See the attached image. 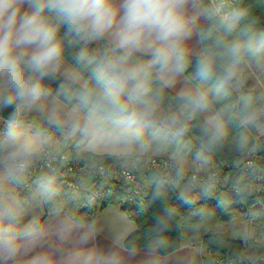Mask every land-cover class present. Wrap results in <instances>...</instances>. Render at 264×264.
<instances>
[{
    "label": "clouds",
    "instance_id": "obj_1",
    "mask_svg": "<svg viewBox=\"0 0 264 264\" xmlns=\"http://www.w3.org/2000/svg\"><path fill=\"white\" fill-rule=\"evenodd\" d=\"M200 14L195 0H0V112L8 113L0 134V174L22 184L39 154L41 135L21 130L17 116L51 95L45 81L75 80L65 67L68 45L78 48L73 60L88 70L93 85L73 110L74 129L124 149L181 138L189 120L228 94L239 66L264 55V35L241 26L245 13L234 9L217 27L235 36L219 39L216 50L203 51L193 65L186 42ZM90 45L99 47L89 51ZM189 67L201 83L214 81L212 89L183 88L175 97L177 111L159 115L161 93ZM261 115L245 97L236 118L242 126L259 127ZM49 119L59 122L55 110ZM223 127L220 114L209 116L200 128L205 143L218 144ZM145 129H151L147 140ZM246 144L241 137L239 148ZM19 219L18 202L0 191V264H19L22 257L24 264H122L118 253L90 246L91 224L63 221L53 234L71 246L36 251L48 233L32 225L19 228Z\"/></svg>",
    "mask_w": 264,
    "mask_h": 264
},
{
    "label": "trees",
    "instance_id": "obj_2",
    "mask_svg": "<svg viewBox=\"0 0 264 264\" xmlns=\"http://www.w3.org/2000/svg\"><path fill=\"white\" fill-rule=\"evenodd\" d=\"M208 20L200 26V40L203 51L216 50L219 39H231L235 36H224L217 27L219 20L213 11L205 3ZM236 9L245 13L242 25L250 28L258 35H264V0H238ZM63 33V30H61ZM97 49L96 45H90L89 51ZM78 50L77 47L68 45L66 47L65 59L78 73L86 80L85 87H80L71 81H45L51 90V93L62 102L77 107L80 103L79 97L84 89L93 87L89 79L88 70L75 64L73 54ZM264 56V55H262ZM197 56L190 55L194 65ZM197 88L204 91H210L214 81L201 83L195 78L194 67H189L184 74ZM63 85V88H62ZM176 94L170 89H164L160 95L158 103L165 108L177 110L175 102ZM252 99L256 107H264V91L261 89L247 88L237 93L232 84L228 86V94L214 101L212 106L217 114H220L223 122V136L218 144L209 146L205 143L201 134V125L205 121L201 114H198L186 124L187 131L179 139H169L166 141H153L149 146L166 150H175L185 152L186 150H199L213 160L221 159L232 161L238 157L244 150L252 146H260V138L253 127L246 128L240 124L236 118L242 108L243 98ZM1 117V114H0ZM49 122L42 123L38 128L42 133H51L53 130L62 128ZM6 126L0 125V131H4ZM151 129H145V139H149ZM241 137L247 138L246 147L241 150L238 142ZM67 149L72 152L73 146L81 141V138L74 141L65 140ZM73 154V152H72ZM74 155V154H73ZM75 156V155H74ZM86 159H95L105 164H115L118 156L111 154H92L87 153ZM227 183H231L236 178V171H228ZM147 181L146 187L135 196L134 202L127 203L125 194L117 190L106 191V184L103 181H97L95 184L100 190L98 200L100 209L106 204H116L135 224V230L132 231L123 241L126 248L154 247L160 254L171 252L182 243V227L187 224H194L206 220L210 217L216 218L223 223L228 222L236 215L246 212L247 218H255L257 230L264 233V211L258 208L249 207L251 199L246 196L243 189L232 199V203L226 204L222 200V195L217 193L215 198L201 193L193 200H187L180 194L178 187L161 172L154 169H147L144 173ZM32 187L28 192L19 189L17 192L18 202L24 204L32 201L34 198H41L44 213L38 221L32 226L37 227L39 220L44 217L47 211L58 210L65 211L71 219L83 222H90L88 217H83L81 212L76 210V202L72 196L58 180L51 177L50 174H40L31 179ZM47 189V190H46ZM264 200V195H263ZM239 204H235V202ZM246 240L234 238L220 233H207L201 237V245L210 254L229 253L233 256H242L245 252ZM207 256L203 258L206 260Z\"/></svg>",
    "mask_w": 264,
    "mask_h": 264
},
{
    "label": "built area",
    "instance_id": "obj_3",
    "mask_svg": "<svg viewBox=\"0 0 264 264\" xmlns=\"http://www.w3.org/2000/svg\"><path fill=\"white\" fill-rule=\"evenodd\" d=\"M204 1L218 20L236 9L238 2V0ZM124 157L121 166H114L95 159H76L65 147L53 148L44 145L25 172L23 183L18 187L29 192L32 187L31 179L48 173L69 190L72 200L76 202V210L80 211L83 217L93 221L100 208V201L97 199L100 190L95 183L103 181L107 185V192L120 190L125 194L127 203L131 204L135 196L146 187L145 179L140 176L146 168L161 172L175 185L184 186L191 191H202L212 198H215L217 193L223 196L225 189L235 198L243 189L246 196L252 200L249 207L264 211V149L261 146L255 145L244 150L232 161L215 159L213 167L205 173L187 169L177 160L163 155L145 157L135 152ZM229 170L236 171V178L231 183H227ZM115 175L120 176L123 185L111 186L110 179ZM86 176L91 178L88 186H85ZM235 204L239 202L236 201ZM201 264H264V247H261L252 258L243 255L233 256L227 252L209 254Z\"/></svg>",
    "mask_w": 264,
    "mask_h": 264
},
{
    "label": "crops",
    "instance_id": "obj_4",
    "mask_svg": "<svg viewBox=\"0 0 264 264\" xmlns=\"http://www.w3.org/2000/svg\"><path fill=\"white\" fill-rule=\"evenodd\" d=\"M195 4L200 10L201 14L196 20L193 28V34L186 42V45L190 51V55L198 56L203 52L199 30L200 26L208 20V13L201 0H195ZM96 47L98 48L99 45H96ZM65 67L74 71L75 73L76 78L71 82L80 87L86 86V80L70 65V63H68L66 59ZM183 88L196 89L197 87L185 75H183L178 78L174 87L168 89L177 94ZM247 88H249V83H245L243 89ZM42 102H45L47 107H50L49 111L36 112L32 110H22L17 116V124L21 130H24L29 134L39 133L41 135V139L44 141L43 146L50 145L53 148H62L66 146V139H69L71 142L81 138V141L72 148L74 155L79 153L81 156H84L87 153H92L96 155L111 154L121 157L129 153H144V151L148 148L150 151L152 150V152L153 150H156L154 148L152 149L149 145L144 149L140 148L138 145H132L127 149L122 147H114L95 138L90 132L84 133L83 135L81 133L83 131L73 128L72 114L75 107L65 104L52 93L46 100H43ZM53 110H55L57 113L59 121L58 123L50 122L49 117ZM216 114L217 112L213 106H211L208 112L201 113L204 120H206L209 116ZM31 115H41L44 118V121L42 122L46 121L53 125L63 127L57 132L42 133L38 128L42 122L32 123L29 120V116ZM1 119L2 118L0 117V125L5 126V123H7L6 120ZM2 133L3 132L0 131V134ZM176 186L180 187H178L180 194L187 200H193L202 193V191H191L190 189L181 185ZM8 189H13L12 184L8 183L4 176L0 177V191L4 193ZM4 194H6V192ZM69 219L71 218L68 216V214L62 210L47 213L44 217H42L39 220V224L36 228L44 229L48 235L41 242L36 251L62 250L70 247L71 244L61 243L53 234L57 225ZM84 223L94 226V235L91 239L90 246L97 247L103 251H113L118 253L122 259V264H201L203 258L210 254L205 248L201 246L200 239L197 240L196 243L195 241H184L183 233L180 247L166 254L158 253L154 247H140L131 249L124 247L123 241L132 231L135 230V224L116 204H106L100 209L98 215L93 221ZM26 259L27 257H22L19 261V264H24Z\"/></svg>",
    "mask_w": 264,
    "mask_h": 264
},
{
    "label": "rangeland",
    "instance_id": "obj_5",
    "mask_svg": "<svg viewBox=\"0 0 264 264\" xmlns=\"http://www.w3.org/2000/svg\"><path fill=\"white\" fill-rule=\"evenodd\" d=\"M245 83H249V88L261 89L264 91V56H260L258 58H254L249 60L243 64H241L238 68V75L236 79L231 83L237 93L242 92ZM66 104V103H65ZM258 109L262 110V115L259 120V127L256 126H244L246 128H251L255 130L256 134L260 138L261 148L264 149V107H257ZM50 107H47L45 102H40L37 106L28 109L27 111H36V112H47L49 111ZM176 109L173 108H165L160 103H158V114L164 115L169 112H176ZM1 120L3 117L1 116ZM29 120L32 123H41L44 121L43 116L41 115H31L29 116ZM8 123V121H6ZM46 122V121H45ZM7 123H5L7 126ZM44 123V122H42ZM50 123V122H49ZM61 129V128H59ZM53 130V132L59 131ZM83 135L85 132H81ZM50 146V145H47ZM52 147V146H51ZM151 147V146H150ZM153 149V147H151ZM156 150L150 151V149H146L142 154L145 157H150L152 155H163L169 157L170 159H175L180 162L185 168L187 169H194L199 172L205 173L209 171L213 167V161L210 157L206 156L199 150H186L185 152H177L175 150H166L161 148H154ZM76 159H86V154L81 156V154H75ZM118 161L114 166H121L124 163V156L119 157ZM145 170L140 174L142 178H144ZM0 177H3L0 174ZM90 176H86L85 186H88L90 183ZM145 179V178H144ZM123 180L120 178L119 175H115L112 179H110L111 186H121ZM147 184V181L145 180ZM107 186V185H105ZM13 189H8L5 195H7L10 199L15 200L18 202L17 199V192L20 189L18 185H13ZM179 187V186H177ZM87 188V187H86ZM85 188V189H86ZM180 188V187H179ZM178 188V189H179ZM226 191L223 194L222 200L226 204L232 203V199L234 198L230 192ZM120 191V190H118ZM4 192V193H5ZM121 192V191H120ZM233 197V198H232ZM18 211H19V228H24L27 225H33L37 220L44 213V208L41 203V198L37 197L34 198L32 201L24 204L23 202H18ZM58 210L47 211L46 213L55 212ZM255 218H247L246 212H243L239 215L234 216L228 222H221L218 221L213 216L203 220L198 223L194 224H187L186 226L182 227L183 233V240L184 241H195L200 239L201 244V237L207 233H220L223 235H229L234 238H240L242 240H246L245 243V250L243 256L247 258H252L255 254L264 247V234L263 232H259L256 227V223L254 222ZM202 246V245H201ZM204 248V247H203ZM209 255V254H208Z\"/></svg>",
    "mask_w": 264,
    "mask_h": 264
},
{
    "label": "water",
    "instance_id": "obj_6",
    "mask_svg": "<svg viewBox=\"0 0 264 264\" xmlns=\"http://www.w3.org/2000/svg\"><path fill=\"white\" fill-rule=\"evenodd\" d=\"M9 111H11V110H9ZM0 114L7 121L6 117H7L8 113L0 112Z\"/></svg>",
    "mask_w": 264,
    "mask_h": 264
}]
</instances>
